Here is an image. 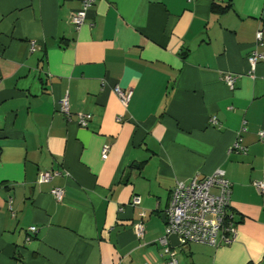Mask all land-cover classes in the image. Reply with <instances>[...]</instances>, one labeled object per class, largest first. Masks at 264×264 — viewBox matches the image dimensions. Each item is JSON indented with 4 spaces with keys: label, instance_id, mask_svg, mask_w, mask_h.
I'll return each mask as SVG.
<instances>
[{
    "label": "crops",
    "instance_id": "obj_1",
    "mask_svg": "<svg viewBox=\"0 0 264 264\" xmlns=\"http://www.w3.org/2000/svg\"><path fill=\"white\" fill-rule=\"evenodd\" d=\"M79 5L0 0V264H165L172 186L216 169L235 238L176 245L177 264H264V58L246 60L258 27L264 49V0H93L74 28Z\"/></svg>",
    "mask_w": 264,
    "mask_h": 264
},
{
    "label": "built area",
    "instance_id": "obj_2",
    "mask_svg": "<svg viewBox=\"0 0 264 264\" xmlns=\"http://www.w3.org/2000/svg\"><path fill=\"white\" fill-rule=\"evenodd\" d=\"M93 0H80L78 8L71 11L69 19L74 28H78L85 20L86 12L92 5ZM262 38V27H258L254 33V48L247 56L249 70L252 71L256 62L264 58V49L258 50L256 46ZM30 50L34 49V43L30 41ZM228 89L233 88L234 76L225 73L221 76ZM112 91L118 96L122 105H126L130 96V88H121L118 85L112 87ZM59 111L69 117L66 97L59 101ZM119 119V117L117 118ZM90 120L89 113H77V123L86 126ZM214 122V119H210ZM244 126L241 127V130ZM259 139H264V129L257 132ZM234 148L245 151V148L236 142ZM107 146L101 149V156H104ZM53 171H43L38 173V182L48 181L54 174ZM256 191L262 192L264 185L260 180L252 182ZM231 183L225 178L221 169H216L212 174L199 177L194 175L187 181L177 180L169 193V201L164 210L163 233L157 238V243L161 248V253L167 256L165 264H177L174 252L169 244L168 236L175 234L177 245L184 246L190 242L204 243L212 246L231 243L236 235L235 220L229 206V195ZM50 195L57 201L62 199V189L52 187ZM139 197H131L129 204L136 206ZM139 219L132 224L136 237L140 238L143 233L141 218L144 212L138 213ZM35 231V226L27 227L25 240L30 239V235Z\"/></svg>",
    "mask_w": 264,
    "mask_h": 264
},
{
    "label": "water",
    "instance_id": "obj_3",
    "mask_svg": "<svg viewBox=\"0 0 264 264\" xmlns=\"http://www.w3.org/2000/svg\"><path fill=\"white\" fill-rule=\"evenodd\" d=\"M161 217H163V220H164V213L161 215ZM168 240H169V244L171 247H174L177 245V239H176L175 234H170L168 236Z\"/></svg>",
    "mask_w": 264,
    "mask_h": 264
},
{
    "label": "trees",
    "instance_id": "obj_4",
    "mask_svg": "<svg viewBox=\"0 0 264 264\" xmlns=\"http://www.w3.org/2000/svg\"><path fill=\"white\" fill-rule=\"evenodd\" d=\"M225 7H226V6H225ZM225 7H223V9H224Z\"/></svg>",
    "mask_w": 264,
    "mask_h": 264
}]
</instances>
